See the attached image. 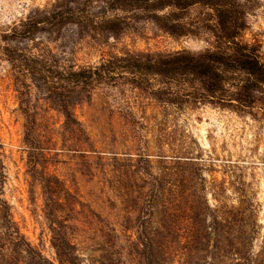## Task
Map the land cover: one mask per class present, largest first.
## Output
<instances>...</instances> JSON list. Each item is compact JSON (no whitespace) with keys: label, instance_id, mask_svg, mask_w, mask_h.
<instances>
[{"label":"rangeland","instance_id":"1","mask_svg":"<svg viewBox=\"0 0 264 264\" xmlns=\"http://www.w3.org/2000/svg\"><path fill=\"white\" fill-rule=\"evenodd\" d=\"M53 1L0 0V33L24 19L31 9ZM243 1H247L248 13L240 40L256 44L264 62V0ZM184 20L215 24L216 16L210 7L194 6ZM50 45L64 64L81 66L96 64L114 53H199L216 49L217 43L209 29L178 36L152 20L139 19L106 43L88 36L78 38L69 30L62 40ZM245 78L239 73L236 80ZM26 83L30 85L26 96L29 112L35 113L38 121L37 133L46 134L45 140L51 139L44 143L52 156L47 162L48 170L58 175L73 195L77 212L68 221V237L81 256L79 264H110L108 258L114 259L115 264H138L140 248L134 245L137 232L160 224L161 207L151 216L140 201L129 212V202L113 189L114 183L117 178L149 179V173L178 183L187 164L200 168L198 176H203L205 189L199 194L210 208L204 216L205 224H210L213 216L217 218L219 244L227 248L217 260L229 264V258L236 257L229 252L230 244L243 246L246 242L253 253L264 248V89L254 91L252 106L236 109L209 103H186L182 107L161 103L125 79L101 84L90 102L75 108L95 150L81 152L63 145L58 134L62 115L29 80ZM21 98L11 66L0 54V141L6 174L3 197L27 240L59 264L42 189L28 171ZM127 163L137 168L126 166ZM115 168L119 171L113 172ZM134 169L138 170L136 174L131 173ZM249 231L252 236L248 239ZM107 232L115 234V245L110 251L105 250Z\"/></svg>","mask_w":264,"mask_h":264},{"label":"trees","instance_id":"2","mask_svg":"<svg viewBox=\"0 0 264 264\" xmlns=\"http://www.w3.org/2000/svg\"><path fill=\"white\" fill-rule=\"evenodd\" d=\"M194 6L212 8L216 23L185 21L187 12ZM247 9V1L243 0H54L44 7L31 9L24 19L0 33L1 57L10 64L17 90L23 95L28 171L42 189L59 264H79L81 260L76 244L68 237V221L77 211L65 182L48 170L47 162L52 156L50 147L44 143L51 139L45 140L46 134L37 133V117L29 112L26 98L30 88L26 81L62 115L58 134L63 145L76 147L81 152L95 150L83 122L75 114L76 106L90 102L94 90L101 84L119 79H125L158 102L178 107L186 103L236 109L250 107L256 99L254 91L264 89V62L256 44L240 40V33L246 27ZM139 19L152 20L161 29L178 36L209 29L215 36L216 49L199 53L188 50L165 54L114 53L96 64L76 66L64 64L50 45L52 41L62 40L69 30L78 38L88 36L106 43L125 33ZM239 73L245 75L244 81L236 80ZM2 148L0 141V264H54L27 240L3 197L6 174ZM182 170L178 183L161 180L151 173L149 179L117 178L114 183L113 189L129 202L132 209L129 212L140 201L151 216L161 207L160 224L137 232L134 245L140 248L138 264H203L206 261L207 264H228L217 260L227 251L219 244L217 218L213 216V221L205 224L204 216L210 208L206 198L199 194L205 189L203 176H198L200 168L187 164ZM137 171L134 169L131 173ZM105 236H108L105 250L110 251L115 245V234L107 232ZM251 236L249 231L246 237ZM161 237L166 240L159 241ZM230 245L229 252H234L236 257L229 258V264H264V248L253 253L246 242L243 246ZM108 259L110 264H115L114 259Z\"/></svg>","mask_w":264,"mask_h":264}]
</instances>
